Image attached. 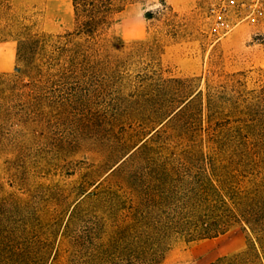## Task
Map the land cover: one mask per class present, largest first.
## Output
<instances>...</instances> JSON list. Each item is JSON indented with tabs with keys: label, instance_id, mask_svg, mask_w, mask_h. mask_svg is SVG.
Returning a JSON list of instances; mask_svg holds the SVG:
<instances>
[{
	"label": "rangeland",
	"instance_id": "1",
	"mask_svg": "<svg viewBox=\"0 0 264 264\" xmlns=\"http://www.w3.org/2000/svg\"><path fill=\"white\" fill-rule=\"evenodd\" d=\"M164 2L126 4L74 62L17 69L0 34V264H264V1ZM11 3L16 26L73 28L72 0ZM209 203L237 215L223 234L145 227Z\"/></svg>",
	"mask_w": 264,
	"mask_h": 264
},
{
	"label": "trees",
	"instance_id": "2",
	"mask_svg": "<svg viewBox=\"0 0 264 264\" xmlns=\"http://www.w3.org/2000/svg\"><path fill=\"white\" fill-rule=\"evenodd\" d=\"M134 1L143 0H72L73 28L64 35H56V39L52 40L51 36L47 34L33 32L28 25L16 26L10 17V12L13 10L11 0H0V34L7 32L9 29L17 31L19 36L17 46V62L19 65H17V69H20V64L24 65L25 68L29 67L38 56L45 58L46 61L48 58L59 60L62 56L66 57L68 53H72L74 55L69 60L74 62L79 59V54L74 48L80 49L83 45V43L77 41L83 40L88 49L97 48L100 39L111 29L115 15L126 4ZM157 1L162 5L161 11L170 9L167 8L164 0ZM147 16L149 18L153 17L150 12L147 13ZM48 49L50 55L46 53ZM41 61L45 63V61ZM259 126L264 128L262 122L259 123ZM208 185L214 191L216 190L211 181H208ZM222 202L225 204L224 201ZM204 209L199 214L196 212L195 206L192 205L188 206L187 212H185V208L177 205L172 208L173 215L171 217L162 213L158 216L159 218L153 219L152 222H146L145 227L152 229L155 233L174 231L187 233L191 237H211L225 233L231 222L237 220V215L229 208L223 209L221 213H216V206L209 203ZM260 214L259 210L244 214L247 223L255 230L261 229L263 225ZM194 215H198V218H194ZM229 260H231V264H238L243 259L241 256H236ZM154 261L155 258L146 259L144 264H152ZM223 262L224 260L221 258L212 264H222Z\"/></svg>",
	"mask_w": 264,
	"mask_h": 264
},
{
	"label": "built area",
	"instance_id": "3",
	"mask_svg": "<svg viewBox=\"0 0 264 264\" xmlns=\"http://www.w3.org/2000/svg\"><path fill=\"white\" fill-rule=\"evenodd\" d=\"M264 1V0H263Z\"/></svg>",
	"mask_w": 264,
	"mask_h": 264
}]
</instances>
